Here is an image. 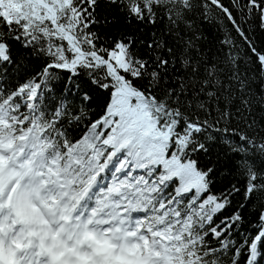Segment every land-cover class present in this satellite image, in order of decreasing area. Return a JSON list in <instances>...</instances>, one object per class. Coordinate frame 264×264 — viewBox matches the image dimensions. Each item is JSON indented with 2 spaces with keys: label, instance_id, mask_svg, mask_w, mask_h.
I'll return each mask as SVG.
<instances>
[{
  "label": "snow or ice",
  "instance_id": "6c2138e0",
  "mask_svg": "<svg viewBox=\"0 0 264 264\" xmlns=\"http://www.w3.org/2000/svg\"><path fill=\"white\" fill-rule=\"evenodd\" d=\"M250 21L264 0H0V264H264Z\"/></svg>",
  "mask_w": 264,
  "mask_h": 264
},
{
  "label": "trees",
  "instance_id": "16d2710c",
  "mask_svg": "<svg viewBox=\"0 0 264 264\" xmlns=\"http://www.w3.org/2000/svg\"><path fill=\"white\" fill-rule=\"evenodd\" d=\"M224 2L225 4H228V0H224ZM197 23L199 24L200 30L204 33V35L213 42L214 48L220 47V40L223 39L225 34L231 29V26L227 25L226 21H223L218 17H212L208 19L197 17ZM250 23L253 24V31H251L249 34L256 39L258 46H264V32H261L258 28H255V21H250ZM156 28L158 29L159 25L156 26ZM152 30V25H144L140 28L141 33L150 34ZM231 36L238 46L239 55L243 57L246 52V46L234 31H231ZM233 54H237V49H233ZM248 219L251 220L252 218L248 217ZM240 259H243V257H240Z\"/></svg>",
  "mask_w": 264,
  "mask_h": 264
}]
</instances>
